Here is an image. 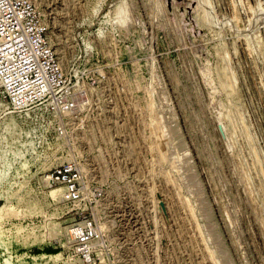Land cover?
Here are the masks:
<instances>
[{
    "label": "rangeland",
    "instance_id": "obj_1",
    "mask_svg": "<svg viewBox=\"0 0 264 264\" xmlns=\"http://www.w3.org/2000/svg\"><path fill=\"white\" fill-rule=\"evenodd\" d=\"M31 1L81 94H0V264H80L89 212L97 264H264V0ZM68 161L79 210L45 176Z\"/></svg>",
    "mask_w": 264,
    "mask_h": 264
},
{
    "label": "built area",
    "instance_id": "obj_2",
    "mask_svg": "<svg viewBox=\"0 0 264 264\" xmlns=\"http://www.w3.org/2000/svg\"><path fill=\"white\" fill-rule=\"evenodd\" d=\"M47 33L31 0H0V94L13 109L45 107L69 113L78 106L81 92L75 91L73 78L61 67ZM45 176L50 186L60 187L67 205L79 210L86 203L83 174L75 162L55 165ZM98 230V219L90 212L72 224V247L80 264H97Z\"/></svg>",
    "mask_w": 264,
    "mask_h": 264
},
{
    "label": "trees",
    "instance_id": "obj_3",
    "mask_svg": "<svg viewBox=\"0 0 264 264\" xmlns=\"http://www.w3.org/2000/svg\"><path fill=\"white\" fill-rule=\"evenodd\" d=\"M45 252H46V253H49V254L55 253V251H53V250H51V249H45Z\"/></svg>",
    "mask_w": 264,
    "mask_h": 264
},
{
    "label": "bare ground",
    "instance_id": "obj_4",
    "mask_svg": "<svg viewBox=\"0 0 264 264\" xmlns=\"http://www.w3.org/2000/svg\"><path fill=\"white\" fill-rule=\"evenodd\" d=\"M69 233H70V235H71V228H69ZM72 237V236H71Z\"/></svg>",
    "mask_w": 264,
    "mask_h": 264
}]
</instances>
